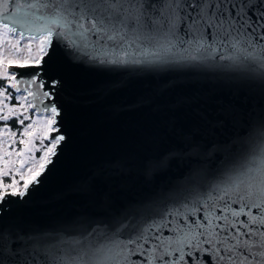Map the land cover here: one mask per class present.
Returning <instances> with one entry per match:
<instances>
[{
    "label": "snow or ice",
    "instance_id": "1",
    "mask_svg": "<svg viewBox=\"0 0 264 264\" xmlns=\"http://www.w3.org/2000/svg\"><path fill=\"white\" fill-rule=\"evenodd\" d=\"M12 2L0 0V45L9 46L0 51V79L6 82L0 85V137H11L0 139V214L15 202L7 197L24 199L30 186L41 183L66 143L62 106L55 102L65 83L57 50L73 63L103 66L241 79L264 70V0H14L10 11ZM10 67L33 70L18 80ZM10 119L20 128L12 131ZM156 217L98 221L56 245L0 228V264H36L38 254L43 264H264V232L258 241L241 239L243 229L264 226V158L257 163L240 154L237 167L210 190L191 191Z\"/></svg>",
    "mask_w": 264,
    "mask_h": 264
},
{
    "label": "water",
    "instance_id": "2",
    "mask_svg": "<svg viewBox=\"0 0 264 264\" xmlns=\"http://www.w3.org/2000/svg\"><path fill=\"white\" fill-rule=\"evenodd\" d=\"M56 56L65 83L55 102L62 106L67 140L41 183L30 186L24 199L6 198L15 202L0 214V228L56 245L98 221L156 217L191 191L206 193L237 167L240 154L257 163L264 158V70L241 79L73 63L61 50ZM32 70L9 69L18 80L29 79L21 73ZM35 103L41 106L39 99ZM242 231L241 239L251 243L264 226ZM35 259L43 264L42 254Z\"/></svg>",
    "mask_w": 264,
    "mask_h": 264
},
{
    "label": "rangeland",
    "instance_id": "3",
    "mask_svg": "<svg viewBox=\"0 0 264 264\" xmlns=\"http://www.w3.org/2000/svg\"><path fill=\"white\" fill-rule=\"evenodd\" d=\"M2 35H3V29H0V36H2ZM12 38L18 39L19 36H18V34H16L15 37H13V34H9V39H12ZM26 43H28L27 38L24 39L23 41H21V45L26 44ZM36 43H37L36 41L33 42V50H35V48H36ZM8 47H9L8 44L5 42L3 45H0V51H3L6 53V50L8 49ZM25 54H27L26 51L21 53V55H25ZM21 94H23V91L21 92ZM25 123H28V121H26ZM12 131H16V130H12ZM0 139L7 141V140H10L11 137L10 136L9 137H0ZM16 147H19V145H16ZM36 155L39 156L40 154L37 153Z\"/></svg>",
    "mask_w": 264,
    "mask_h": 264
},
{
    "label": "flooded vegetation",
    "instance_id": "4",
    "mask_svg": "<svg viewBox=\"0 0 264 264\" xmlns=\"http://www.w3.org/2000/svg\"><path fill=\"white\" fill-rule=\"evenodd\" d=\"M4 83H6V82L3 79H0V85H3ZM21 90L23 91V89H21ZM15 103H16V100H15V95H14L13 100H12V104L15 105ZM7 123L11 126L12 130H17L20 128V126L15 121V119H10ZM3 125H4V122L0 121V129L3 128Z\"/></svg>",
    "mask_w": 264,
    "mask_h": 264
}]
</instances>
